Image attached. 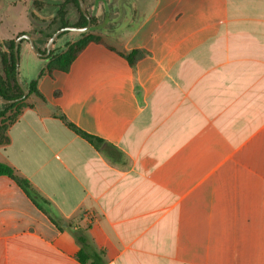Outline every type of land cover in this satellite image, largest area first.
Segmentation results:
<instances>
[{"label":"crops","instance_id":"0c3cea01","mask_svg":"<svg viewBox=\"0 0 264 264\" xmlns=\"http://www.w3.org/2000/svg\"><path fill=\"white\" fill-rule=\"evenodd\" d=\"M84 1L101 42L0 145L41 198L0 175V264H83L75 229L104 264H264V0Z\"/></svg>","mask_w":264,"mask_h":264},{"label":"trees","instance_id":"16d2710c","mask_svg":"<svg viewBox=\"0 0 264 264\" xmlns=\"http://www.w3.org/2000/svg\"><path fill=\"white\" fill-rule=\"evenodd\" d=\"M67 3L74 4L79 12V19L76 23H74V25L78 27L86 26L88 23V19L80 9L79 0H66L61 4L55 5V7H57L58 9L55 11L54 15L49 19L42 16V11L46 8V5L48 4L44 0H33L32 2V7L30 10L31 22L33 24L37 22H42V24L45 26L43 29H40L38 31L40 33V36L37 39V42L46 44V48L48 40L58 29L70 25V22L66 17ZM95 21L96 18L94 16H91V22L94 23ZM22 34H25V32H21L19 35ZM82 36L83 37L76 41L67 43L66 48L61 50L60 52H55L54 50H51L50 54L45 57V59L48 61V64L46 65V70L68 71L75 57L85 48L89 41L93 40L101 42V38L99 36L86 34V31L82 33ZM2 43L4 47H6V49L0 52L2 65V70L0 72V94L7 99H17L23 96L24 91L16 79V57L14 51L15 39L11 38L9 40H2ZM37 48L42 52L40 47L37 46ZM46 48L44 49V52L46 51ZM44 70L45 69H43L41 73H43ZM37 83V79H33L29 83V86L27 88L28 95L32 93H39ZM26 98L27 96L21 101L4 104L9 109H15L17 111V114L13 119L10 120L8 125L4 120H2L0 125V145L9 143L10 137L8 134V128L20 113L21 110L19 108L21 106L22 108L25 107ZM0 114L2 117H4V111H2ZM78 130L81 131L80 129ZM81 133H83L84 136H86L91 142L95 144L99 145L104 142V140L98 136L86 133L84 131H81ZM1 174L9 175L14 178L36 203H40L41 198L37 194V192L33 190L29 180L16 175L15 170L11 166L6 163L0 162V175ZM53 221L57 226H59V228H62V221L60 219L53 218ZM73 234L80 246V249L77 253V258L81 263L104 264L103 251L96 250L93 247L92 243L90 242V239L88 238L85 232L79 229H75L73 231Z\"/></svg>","mask_w":264,"mask_h":264},{"label":"rangeland","instance_id":"374dc122","mask_svg":"<svg viewBox=\"0 0 264 264\" xmlns=\"http://www.w3.org/2000/svg\"><path fill=\"white\" fill-rule=\"evenodd\" d=\"M19 0H0V35L1 36H11L16 40L21 32L30 34L34 40L35 44L41 48L42 52L46 48V44L37 42L40 36L38 32L45 26L42 22H37L33 24L31 22L30 10L32 7L33 0H22L23 7L17 10V2ZM48 5L42 11V16L47 19L51 18L55 11L58 9L55 5L61 4L66 0H44ZM87 9V6H86ZM88 10V9H87ZM66 17L70 22V25H74L79 19L78 9L72 3L66 4ZM89 12V10H88ZM90 13V12H89ZM95 17V16H94ZM96 18V17H95ZM96 22V21H95ZM22 30V31H21ZM80 37L79 31L68 30L61 33L55 40L52 50L55 52H60L69 42H72ZM5 38V37H4ZM11 38H6L3 40H9ZM2 40H0V52L5 50ZM48 64V61L36 54L27 39H24L19 46V77L22 85L25 87L26 81L28 79H37V75L40 71ZM2 70L1 57H0V72ZM32 76V78H29ZM26 88V87H25ZM27 89V88H26ZM5 103L0 100V113L4 111V117L0 114V125L2 120L8 125L10 120L15 117L17 111L15 109H9ZM22 109V106L19 108Z\"/></svg>","mask_w":264,"mask_h":264},{"label":"water","instance_id":"95a60500","mask_svg":"<svg viewBox=\"0 0 264 264\" xmlns=\"http://www.w3.org/2000/svg\"><path fill=\"white\" fill-rule=\"evenodd\" d=\"M79 4H80V9L81 11L83 12V14L86 16V18L88 19V23L86 26H83V27H78V26H75V25H68V26H65L63 28H60L58 29L51 37L50 39L48 40V43H47V48H46V51L45 52H41L40 50H38L36 44H35V40L34 38L30 35V34H22V35H19L16 40H15V46H14V51H15V57H16V79L18 81V83L20 84V86L22 87L23 91H24V94L22 97L20 98H17V99H7V98H4L1 94H0V100L4 103H15V102H18V101H21L23 98H25L28 94V90L22 85L21 81H20V77H19V45L21 43V41L23 39H27L34 52L36 54H38L39 56L41 57H47L51 50H52V46L56 40V38L61 34L63 33L64 31H68V30H74V31H80V32H85L87 31L90 26H91V16L90 14L88 13V11L86 10V7H85V1L84 0H79Z\"/></svg>","mask_w":264,"mask_h":264}]
</instances>
